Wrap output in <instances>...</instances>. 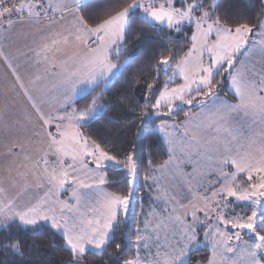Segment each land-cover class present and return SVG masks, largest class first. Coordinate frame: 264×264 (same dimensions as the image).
<instances>
[{
	"label": "snow or ice",
	"instance_id": "6c2138e0",
	"mask_svg": "<svg viewBox=\"0 0 264 264\" xmlns=\"http://www.w3.org/2000/svg\"><path fill=\"white\" fill-rule=\"evenodd\" d=\"M82 6L83 0L70 3L69 0H12L11 3L0 0V31L6 32L25 23L37 29L39 40L33 41L36 46L23 54L29 58V63L38 66L41 62H49V52L63 54L64 50L58 47L60 44L74 49L71 56L60 61L61 78L51 89L58 91L63 99L54 113L45 115L41 111L13 70L17 83L25 89L24 95L42 122L39 130L33 133V139L43 138L47 142V149L36 159L25 156L32 167L23 172L18 170V175L24 181L31 179L37 189L46 188L47 193L42 202L22 209L0 186V264H15L14 257L23 256L21 241L14 238L16 233L8 231L12 224L18 222V226L34 227L41 221L49 224L53 234H60L61 250L69 255L68 259L56 264H88L90 254H107L105 264H188L192 252L199 250L201 228L205 229L206 240L211 236L213 256L208 264H264V130L259 146H255L256 142L247 136L242 122L249 116L264 122V73L259 78H246L247 69L243 73L233 71L241 56L247 61L259 54L264 66V11L253 23L244 14L229 15L220 7V0H159L158 5L157 0L147 3L145 0H132L131 3L98 0V10L88 17L81 14ZM255 7L264 10V0H258ZM138 15L144 18L142 22L150 20L158 32L166 27L169 37L173 32L179 37L186 27L191 28V35L185 34L190 47L178 60L174 48H166L158 59L153 58L148 77L143 79L142 102L140 98L121 97L120 103L125 109L120 113L123 119L113 121L109 117L108 122L119 129L130 128L137 119L140 123L136 125L131 150L118 157L82 131L88 121L98 118L107 107L101 104L105 91L93 96L83 108L74 104L82 91L91 94L102 81L106 84L111 75L119 71L120 64L113 63L111 57L115 55L119 61L131 20ZM4 59L8 62L7 57ZM9 67H12L10 63ZM226 75L237 103L229 104L219 98L218 90ZM177 77L183 82H177ZM41 79L37 74L32 83L39 84ZM139 84L138 79L132 87ZM41 94L49 95L50 91L42 90ZM181 105L208 109V126L214 129V139L203 149L195 135L191 141L182 138L180 143L195 146L196 157L211 160L216 171L209 175L214 178L209 179L203 195L194 197L201 200V204L185 205L179 193L163 189L162 177L146 175L145 184L150 191L155 185V199L165 207L154 226L152 220L146 219L144 227L138 225L131 239L128 213L140 168L138 147L146 137L158 134L169 153L168 159L156 168H151L152 161L148 160L152 173H164L175 160L179 161L175 167L184 177L181 188L186 183L191 192V182L197 179L195 166L191 172L183 171V164L191 163L193 155L187 148L181 156L176 155L178 142L174 133L177 125L167 119ZM192 119L195 117L186 114V122ZM241 138L247 140L248 151H240L244 147ZM151 151L149 144V155ZM212 153H216L218 159H213ZM109 162L125 174L127 192L104 193L102 200L89 207L88 215H68L75 208L55 198L60 190L69 183L87 190L105 185ZM228 167L234 171H226ZM199 176L203 179L205 173L200 172ZM84 198L85 195L75 189L70 197L77 201L76 207ZM237 208L241 211L237 212ZM180 209H184L182 214ZM151 215L156 217L155 213ZM170 229L174 230L172 238L178 236L179 239L173 245L167 242L165 235L166 243L161 244V230L167 233ZM245 235L249 239L245 240ZM129 243L133 245V254L126 256ZM152 246L157 251L151 259L141 255L142 250H147L151 256Z\"/></svg>",
	"mask_w": 264,
	"mask_h": 264
},
{
	"label": "trees",
	"instance_id": "16d2710c",
	"mask_svg": "<svg viewBox=\"0 0 264 264\" xmlns=\"http://www.w3.org/2000/svg\"><path fill=\"white\" fill-rule=\"evenodd\" d=\"M132 0H121V3H131ZM258 0H220V7L225 9L229 15L236 16L237 14H244L251 18L255 23L256 16L264 10H261L255 5ZM98 0H86L83 2L81 14L88 17L94 11L98 10ZM142 16H135L131 20V26L128 29L127 43L124 46L123 53L117 61L116 57H112L117 63L125 62L121 65L117 74L107 83L105 88L100 83L91 94H85L83 98H79L75 106L83 108L90 103L93 96L100 93L102 90L105 94L101 103L107 104L100 116L96 119L87 122V126L82 129L86 136L101 143L102 146L112 155L122 157L125 152L132 148V137L135 133L136 125L140 123L137 119L130 128H117L114 123H109L108 118L111 117L113 121L123 119L120 113L124 111L122 103H120L122 96H128L130 99H143L144 83L143 79L148 77L149 66L153 62V58H159L161 51L164 49L174 48L176 51V59L184 55L190 47V42L185 40V34L191 35V28L186 27L185 33L177 37L175 32L171 37L167 35V28L163 32H158L153 28L152 23L146 21L142 22ZM140 80V84L133 88L136 80ZM216 79L220 80V76ZM164 77L161 76V83ZM229 78L225 76V82L219 88L218 94L226 98L230 102H235L236 99L228 91ZM134 93V95H133ZM198 107H180L168 120L181 121L187 112H194ZM128 119H132L129 114ZM159 121H156L158 123ZM152 145L151 155L148 153V146ZM138 154L140 156V168L137 175V187L135 196L130 204L128 213V229L132 233L131 239L135 237V229L138 226L139 210L141 204L148 202L149 197L143 187L144 178L148 174L149 165L148 160L152 161L151 167L164 162L168 156V150L164 145L162 139H158V134L153 133L143 140V143L138 147ZM106 173L108 182L104 187L115 193H126L127 184L125 174L119 168L107 167ZM10 233H16L15 239H19L22 244L21 251L22 258L14 257L15 264H56L62 259H68L69 255L66 251L61 250L63 243L60 235L53 234V231L47 225H36L34 227H22L17 223H13L8 229ZM248 237V236H247ZM109 252L111 249L108 250ZM126 256L133 254V245L129 243L125 250ZM210 252L208 249H200L191 254L188 264H202L208 261ZM2 259V257H0ZM88 264H105L108 260L107 254L104 255H88Z\"/></svg>",
	"mask_w": 264,
	"mask_h": 264
},
{
	"label": "rangeland",
	"instance_id": "374dc122",
	"mask_svg": "<svg viewBox=\"0 0 264 264\" xmlns=\"http://www.w3.org/2000/svg\"><path fill=\"white\" fill-rule=\"evenodd\" d=\"M147 2L148 0H145V3ZM158 3L159 0H157V4ZM124 62L125 60L120 64L123 65ZM245 69L248 70L246 78H252L254 76L259 78L260 75L264 73V66H262L261 57L259 56V54L252 55L250 59H248L247 61H245V58L241 56L240 61L236 63L235 69L233 71L243 73ZM37 74H39V76L42 75L41 78H43V82H44V78H47V76L46 77L43 76V75H47V73L36 70V71L28 72L29 79L35 77ZM108 82L109 81H107L106 84L104 83L103 88H105ZM177 82L182 83L183 81L180 80L179 77H177ZM12 85L14 86L16 92L21 93L20 91H22V89L20 88V86H16L14 81H12ZM45 85L47 86L46 88H44ZM54 86L55 84L53 83L52 86H50L47 82H45L42 85H35V86L32 85L29 87V92L33 94L35 102L40 106L41 111L45 115H47L49 112H53V113L56 112L59 106L63 103V99L60 97L59 92L51 91V89H53ZM42 90L50 91V94L42 95L41 94ZM228 91L234 96V91L230 88V80H229ZM85 94H87L86 90L78 94L75 100L77 101ZM219 98L225 100V102L229 104L237 103V99L235 102H230L226 98L220 95ZM19 104L24 105L23 103L12 102V108L10 109L13 114L11 115V118H8L6 114L5 115L0 114V186H2L6 190V193L9 197L14 198L16 200L17 205L23 209L33 204H36L37 202H42L47 193V189L46 188L37 189L31 179H29L28 181H24L22 177L18 175V170L20 172H23L26 169H31L32 165L29 161L25 160V156H30L32 159H36L37 157L42 155V153L47 149V142L43 138L36 140L33 139L32 137L33 142L31 144H26V139L30 138L34 132L39 130L42 122L39 120L36 111L33 110L30 102H25L26 106L31 112L30 117H25L24 113L16 110V106ZM183 106L184 105H181L180 107ZM186 114L188 117H195V119L186 122L185 120ZM186 114L181 121H176V120H168V121L169 123H175L177 125V129L175 130L174 133L176 140L178 142L176 155L181 156V153L185 148H187L189 152L193 155L192 162L183 164L182 166L183 171L186 172H191L193 170V167L194 166L196 167L197 179L191 182L192 191L190 192L188 190V185L186 183L184 184L183 188H181L180 186L181 182L184 180V177L180 175V171L175 167V165L179 163V161L174 160L173 165H170L169 169L166 170L164 173H161L159 171L152 173L151 171H149L147 175L162 177L161 184L163 186V189H169L171 191H175L179 193L181 202H183L185 205L201 204L202 201L194 197H199L204 194V191L208 186L209 179L214 178V176H211L209 174L215 173L216 169L211 166L210 159L195 156V153L197 151L195 146H192L190 144H181L180 142L182 138H186L187 140L191 141L193 135H195L196 141L199 143L201 149H203L206 144L210 143L214 139V129H211L208 126L209 112L207 108L202 110L201 108L198 107L196 110H194V112L193 111L187 112ZM242 122L246 126L247 136L256 142L255 146H259V142L261 140V133L262 130H264V122H261L258 117L253 118L252 116H249L246 120H243ZM185 124L186 127H181V125H185ZM233 127H236V125H233ZM52 131H55L54 127L52 128ZM220 135H223V133H220ZM39 141L43 142V146H41L42 147L41 150L39 149L40 147L38 144ZM240 142L244 144V147L240 149V151L241 152L248 151L249 144L247 140L245 138H241ZM164 145L167 148V145L165 143ZM35 148L37 149L36 151L37 153L35 152ZM212 158L218 159L217 154L212 153ZM184 159H187V157H184ZM161 164H163V162L158 165ZM158 165L153 166L151 168H156ZM92 167H94V165ZM107 167H114V166L111 162H109ZM225 170L234 171V169L231 167H228ZM200 172L205 173V177L203 179H201L199 176ZM81 178L83 179L84 177L81 176ZM13 181H15V183H13ZM87 182L91 183V180H88ZM149 184H151V181H149ZM143 187L145 189V192L148 194L149 200L145 204L142 203L139 210L138 225L141 228L144 227V223L146 219L152 220L154 226L156 220H158L160 217L161 210H163L165 207L164 203H162L159 199H155L156 196L155 185H152V190L150 191L149 186L145 184V178H144ZM74 189L85 195V198L79 202L78 207H76L77 201L75 199H70ZM104 193H112V192L107 190L104 187V185L94 187L91 190H87V189H80L76 184L69 183L65 185V188L60 190V194L55 198L58 199L59 201L68 202L70 206H73L75 208V211L68 215L78 216L79 213H84L85 215H88L89 207H94L97 201L102 200ZM169 207H171V205ZM183 211L184 209H180L181 214L183 213ZM236 211L239 212L241 211V209L237 208ZM152 213L156 214L155 218L152 217L151 215ZM249 214H250V210H249ZM164 215L167 216V213H165ZM200 215L203 216V213H200ZM40 224L49 226V224L43 221L38 223V225ZM173 231L174 230L170 229L167 231V233H165L164 230H161L160 243L161 244L166 243L164 237L165 235H167L168 237L167 242H170L173 245H175L176 239H179V237L177 236L176 239H173L172 238ZM204 231H205L204 228L199 229L200 232L199 240L201 242L199 246V250L203 248L209 250L210 257L208 261L202 263V264H208L209 260L213 256L211 250V243H210L211 236H209L208 239L206 240L204 236ZM243 238L245 240L249 239L247 235H245ZM152 239L153 240L155 239V233H153ZM233 241H235V238H233ZM156 251H157L156 247L152 246L151 256H149L147 250H142L141 255L148 256V258L151 259V257L156 254Z\"/></svg>",
	"mask_w": 264,
	"mask_h": 264
},
{
	"label": "crops",
	"instance_id": "0c3cea01",
	"mask_svg": "<svg viewBox=\"0 0 264 264\" xmlns=\"http://www.w3.org/2000/svg\"><path fill=\"white\" fill-rule=\"evenodd\" d=\"M84 1L86 0H83V2ZM70 2L71 0H69V3ZM65 15L68 14L65 13ZM68 20L69 22L71 21L70 16H68ZM148 22L152 23L150 20ZM34 40H39L37 29L28 23L17 24L14 28L6 32L0 31V53H3V55L0 56V114H6L8 118H11L13 114L10 109L12 108V102L23 103L24 105H17L16 110L24 113L25 117H30L31 115V112L25 104V102H29L24 95L25 89H22V91H20L21 93H18L12 85V81H14L15 85L19 86L16 77L13 75V70H15L16 74L19 76L27 91H29L30 86L42 85L45 82L50 86H52V83L56 85L61 78L60 61L67 56H71L74 51L71 46L65 47L63 44H60L58 47L64 50L63 54L49 52L50 61L47 63L41 62L37 66L35 63H29V58L23 55L24 53H29L30 50L36 46L33 43ZM4 57L8 58V62H5ZM112 57H115V55ZM112 57V62L117 63ZM41 60H43V53L41 55ZM9 63L12 65L11 68L9 67ZM121 65L122 64H120V68ZM36 70L47 73V75H43L44 77L47 76V78H44V82L42 78L39 84H34L32 81L35 77L29 79L28 72ZM117 72L113 73L107 81H110ZM40 77H42V75H40ZM101 83L104 85L105 82L102 81ZM32 137L33 135L26 139V144H31L33 142ZM38 144L41 150L43 142L39 141ZM36 151L37 149L35 148V152Z\"/></svg>",
	"mask_w": 264,
	"mask_h": 264
},
{
	"label": "built area",
	"instance_id": "2783aa9c",
	"mask_svg": "<svg viewBox=\"0 0 264 264\" xmlns=\"http://www.w3.org/2000/svg\"><path fill=\"white\" fill-rule=\"evenodd\" d=\"M6 2H7V3H11L12 0H6ZM49 14L52 15L53 13L50 12Z\"/></svg>",
	"mask_w": 264,
	"mask_h": 264
}]
</instances>
